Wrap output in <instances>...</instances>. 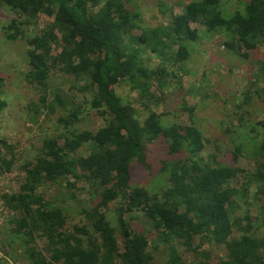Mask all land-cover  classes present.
<instances>
[{"label": "trees", "instance_id": "trees-1", "mask_svg": "<svg viewBox=\"0 0 264 264\" xmlns=\"http://www.w3.org/2000/svg\"><path fill=\"white\" fill-rule=\"evenodd\" d=\"M241 3L226 14L220 0H193L173 14L168 26L144 30L133 43L126 36L144 20L135 0H0L22 18L12 20L4 33L27 48V80L38 95L27 115L31 121L50 120L54 127L53 134L19 156L0 132V170L9 173L19 165L26 190L3 195L12 217L0 226V246L18 243L25 264H264V121L254 146L256 170H240L243 147H225L216 139L210 151L214 142L195 122L196 106L183 99L190 124H168L150 103L159 98L150 94L141 120L134 104L116 90L122 83L137 84L138 92L149 83L169 89L199 28L224 33L232 48L254 51L264 42V0ZM42 14L52 21L40 32L27 33L24 26L31 28ZM145 48L161 60L159 65L145 61ZM257 68L255 84L263 87L257 94L245 92L235 106L231 117L239 124L247 107L258 105L264 114V60ZM58 73L85 81L92 90L89 98L69 103L53 86ZM166 95L162 91V98ZM7 106L0 94V114ZM88 111L103 120L97 128L83 126ZM156 141L170 156L161 168L168 181L160 189L134 186L133 168L136 162L147 165V147ZM48 185H66L71 198L86 193L92 205L82 211L84 222L68 224ZM112 204L115 224L108 215ZM130 213L136 216L128 219ZM140 218L148 230L136 223ZM161 244L169 253L158 259ZM218 245L224 255H214Z\"/></svg>", "mask_w": 264, "mask_h": 264}, {"label": "rangeland", "instance_id": "rangeland-1", "mask_svg": "<svg viewBox=\"0 0 264 264\" xmlns=\"http://www.w3.org/2000/svg\"><path fill=\"white\" fill-rule=\"evenodd\" d=\"M135 1L140 7L144 20L140 23V28L126 36L127 41L133 43H136L144 30L168 26L169 19L173 14L182 13L185 6L193 0ZM241 1L220 0L222 9L226 14H233L237 9L242 8ZM14 19L22 20L17 11L9 6L1 5L0 79L2 83L0 84V94L7 101L8 106L0 114V132L2 137L14 146L16 155L19 156L26 147L32 148L31 144L39 145V140L43 135L53 134L54 127L50 120L45 121L42 118L40 122L31 121L27 115L28 104L33 100H38V95L27 80L31 67L28 65L25 44L22 41L7 39L4 33V27ZM49 21H52V17L42 14L31 28L24 26V30L27 33L40 32ZM193 27L198 29V25H193ZM199 33L196 41L188 42L190 56L183 65L181 64V71L178 77L172 81L169 89H160L159 86L155 84L152 86L149 83L144 92H138L136 90L137 84H132L131 87L122 83V85H116V90L123 101L129 100L134 104L137 116L141 120L147 115L146 107L151 101L149 99L150 94H154L156 98H159L157 99L159 102L155 103L152 100L150 103L158 113L163 115L162 118L168 124L173 122L190 124L189 111L183 109L181 105L182 100L185 99L190 105L196 106L195 122L205 135L213 142L220 139L224 142L225 147H232L234 144L241 145L244 149V155L237 164L239 169L255 171L254 158L257 156V150L254 146L259 142V131L261 130V123L264 121L262 108L258 105L254 108L247 107L246 120L240 124L231 115L236 109L235 106L244 98L245 92L251 91L257 94L256 89L263 87L261 82L256 85L255 80L259 75L258 64L264 60V42L254 51H247L244 48H232L231 41H227L224 33H207L204 28H199ZM245 53H248L247 57L244 56ZM143 54L145 61L152 67L160 64L161 60L153 54L150 48H145ZM54 81L53 86L71 104L84 102L92 93L91 87L85 84L82 79L76 80L58 73ZM162 91L167 94L163 98ZM253 96L255 99L257 98L256 95ZM86 113L87 116L83 124L85 128H97L103 123V120L96 113L90 111ZM214 144L215 142L210 146V151H214ZM3 152L6 153L4 148ZM168 157L170 158L163 142L156 141L149 144L146 151L147 165L142 166L136 162V166L133 168V185L160 189L168 181L167 175L161 170L162 161ZM17 166L9 173L0 170V189L8 193L26 194L25 175L20 172L19 165ZM242 175L239 173L238 181H241ZM46 187L47 192L52 195L51 198L54 203L63 208L69 225L84 222L82 221V211L92 205L84 191H80L81 193L78 191L82 197L71 198L69 195L71 190L66 185L59 187L48 185ZM257 205L258 203L255 202L253 210H256ZM0 209L2 215L8 218V211L2 208L1 202ZM108 215L112 223L115 224L114 204L108 211ZM135 216V213H130L127 218L131 219ZM136 223L142 224L141 230L148 228L142 222V218L136 220ZM6 237L9 236L5 235L4 238H1V242H4ZM160 246L159 251L155 252L158 259L166 257L169 253L165 244ZM209 247V244L204 246L207 249ZM0 251L2 253L0 254V264H25L22 262V250L18 243L7 244V248L3 245ZM225 251L221 245L213 248L214 255H224ZM209 262L212 263L211 260Z\"/></svg>", "mask_w": 264, "mask_h": 264}, {"label": "built area", "instance_id": "built-area-1", "mask_svg": "<svg viewBox=\"0 0 264 264\" xmlns=\"http://www.w3.org/2000/svg\"><path fill=\"white\" fill-rule=\"evenodd\" d=\"M5 193H8V192H5V191L1 190V192H0V202H1L2 208L6 209L8 211L7 213L9 214V216H8V218H5L2 215V212H1V209H0V226H2L3 224L7 223L10 220L11 216H12V212H11L10 208L5 204L4 199H3V195ZM10 212H11V214H10ZM0 250H1V246H0ZM0 254H2L1 251H0Z\"/></svg>", "mask_w": 264, "mask_h": 264}]
</instances>
